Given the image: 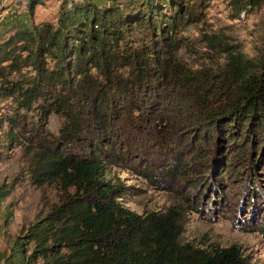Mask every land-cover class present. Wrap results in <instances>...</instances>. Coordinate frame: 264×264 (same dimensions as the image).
<instances>
[{"label": "trees", "instance_id": "obj_1", "mask_svg": "<svg viewBox=\"0 0 264 264\" xmlns=\"http://www.w3.org/2000/svg\"><path fill=\"white\" fill-rule=\"evenodd\" d=\"M42 1L29 0V11ZM209 1L64 0L55 21L32 23L0 41V102H9L0 113V126H8L4 141L22 147L34 184L59 189L46 214L0 249V264H248L237 244L182 242L177 205L130 210L121 202L125 186L105 173L122 128L148 121L164 137L180 125L171 108L157 115L166 100L186 110L188 128L206 131L203 145L218 138L221 156L223 148L251 162L264 155V35L250 58L238 44L204 33L223 59L213 71L193 69L178 55L186 44L181 31L204 19ZM229 4L236 18L264 0ZM53 113L62 120L57 133L47 129ZM204 150L199 144L187 156L204 158ZM188 162L178 163L184 170Z\"/></svg>", "mask_w": 264, "mask_h": 264}, {"label": "rangeland", "instance_id": "obj_2", "mask_svg": "<svg viewBox=\"0 0 264 264\" xmlns=\"http://www.w3.org/2000/svg\"><path fill=\"white\" fill-rule=\"evenodd\" d=\"M63 1L43 0L44 3L39 2L31 13L29 0H1L6 8L0 11V41L16 29L31 27L32 23L55 21ZM230 14L229 0H210L204 19L181 31L186 44L178 55L185 65L212 71L221 66V55L217 49L208 48L203 41L204 33L212 34L215 42L238 44L247 57L256 56L264 35V4L236 18ZM159 93L170 96L167 90H159ZM8 103L7 100L0 102V113ZM162 103L165 106H159L157 115L163 108H171V120L180 121L179 126L172 124L174 127L167 128L169 135L163 137L156 127L148 125V121L143 124L139 120L140 124L138 121L135 127H124L116 136L120 144H116L114 160L105 173L113 183L125 186L122 204L140 214L164 211L177 205L183 218L182 242L202 247L237 244L248 264H264V165L257 166L258 162L264 163V155L260 159L256 156L251 162L244 158L246 154L240 159L235 157L237 153L231 155L223 148L224 156H221L217 137H207L203 145L202 134L206 131L196 130L201 132L199 135L193 127L188 128L189 117L183 115L186 110L180 109L177 102L176 106L173 101ZM61 123L60 116L53 113L47 129L57 133ZM7 130L6 123L0 126L2 137ZM199 144L205 149V157L191 159L188 152ZM182 158L187 162L190 159L189 168L181 169L178 162ZM222 158L224 165L221 167ZM232 163V167H226ZM27 165L22 147L12 145L8 148L7 142L2 143L0 188L5 194L0 197V249H9L15 238L44 216L49 205L58 199V187L48 183L34 184ZM195 170L200 171L199 175L189 177ZM32 247L30 244L29 250ZM35 264L45 263L38 260Z\"/></svg>", "mask_w": 264, "mask_h": 264}, {"label": "built area", "instance_id": "obj_3", "mask_svg": "<svg viewBox=\"0 0 264 264\" xmlns=\"http://www.w3.org/2000/svg\"><path fill=\"white\" fill-rule=\"evenodd\" d=\"M19 6H22L21 4H19Z\"/></svg>", "mask_w": 264, "mask_h": 264}]
</instances>
